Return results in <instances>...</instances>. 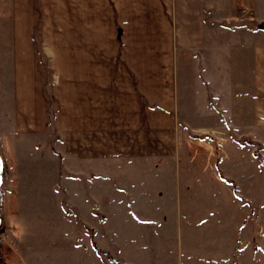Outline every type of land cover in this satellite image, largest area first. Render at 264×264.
<instances>
[{"label": "crops", "instance_id": "obj_1", "mask_svg": "<svg viewBox=\"0 0 264 264\" xmlns=\"http://www.w3.org/2000/svg\"><path fill=\"white\" fill-rule=\"evenodd\" d=\"M240 1L0 0V151L10 166L2 207L19 191L18 177L31 173L12 172L10 151L17 140L49 135L74 154L76 139L111 136L117 140L106 145L117 151L88 154L89 165L105 169L87 176L92 182L98 176L103 192L107 179H119L124 211L116 219L134 225L141 249L148 250L151 238L157 243L151 249L169 257L165 264H189L197 256L179 252V242L206 241L213 247L216 235L222 242L223 236L239 239L244 218L234 180L223 174V158L213 143L210 153L191 151L190 144L200 145L189 131L219 128L215 120L208 122L207 112L238 111L240 88L247 104L253 103L254 73L240 81L238 67L264 66V27L255 30L241 19ZM247 1L264 21V0ZM240 47L251 53L246 61H240ZM256 48L262 54L258 60ZM220 120L221 127H236L232 116ZM152 136L159 145L150 146ZM233 159L238 155L226 160ZM92 182L80 191L88 202L87 221L100 226L108 208L95 199ZM97 230L92 234L97 249L90 248L97 258L90 264H103ZM119 252L122 256L120 247ZM14 262L15 256L8 264Z\"/></svg>", "mask_w": 264, "mask_h": 264}, {"label": "rangeland", "instance_id": "obj_2", "mask_svg": "<svg viewBox=\"0 0 264 264\" xmlns=\"http://www.w3.org/2000/svg\"><path fill=\"white\" fill-rule=\"evenodd\" d=\"M240 4L243 8V15L240 17L250 24L248 26L255 30L264 27V21L257 16L247 0H241ZM255 41L258 45L262 44L261 37H255ZM250 55V51L240 47L238 55L240 61L241 59L246 61ZM255 56L256 59L262 56L257 48ZM7 58L8 55H5V59ZM261 63L263 62H256L254 66L251 63L240 64L238 67L240 81L242 79L246 81V77L254 73L253 103L247 104L245 97L242 96L246 90L240 88L239 104L236 107L238 111L223 113V115L207 112L208 122L215 120L219 128H193L189 131L200 145L199 149L198 146L190 144L191 151L210 153L213 143L214 152L221 153L223 158L221 164L225 170L222 172L234 180L233 187L239 201V217L244 218V225H240L237 240L231 241L232 238L226 240L223 236L222 242L218 240L219 235H216L213 247L208 246L206 241L183 243L180 240L182 243L179 242L181 246L179 252L182 254L193 252L197 256V259H192V263L189 262V264H212V260L215 261L214 264H230L229 254L232 249L233 264H264V91L261 90L264 83V66ZM6 67L5 65L2 67L4 73ZM221 115L232 116L236 127H221ZM179 116L181 119L183 114ZM201 119L203 120V116ZM197 120H199L198 114L194 118L196 123ZM65 136H68L67 142L70 144L71 135ZM28 137H22L21 141H16L15 146L11 148L10 157L12 172L26 169L31 173L18 177L19 191L14 194L9 206L6 203L5 207L2 205L7 176L2 177L1 174L3 167L8 173L10 166L0 151V249L5 263L8 264L15 256L17 262L14 264H90L97 258L91 253L90 248L94 246L97 249L92 236L94 229H98L95 234L98 233L96 241L103 251L96 250V252L103 260V264H158L157 258L161 253L157 249H151L157 243L150 238L151 246L148 241V246L145 245L148 250L141 249L143 244L136 236L134 225L126 221L119 224L116 219L119 216L117 213L121 214L124 211L120 202V196L123 194L118 191L117 188L120 186L116 184L119 179L116 177L115 183L107 179L105 192H103L102 187H98L102 185V180L96 176L92 182V176H87L90 171L98 174L105 169V166H98V164L89 165L86 161L88 154L95 153L98 156L106 153L111 156L109 154L117 151L116 145H106V142L111 140V136L95 135L91 139L83 136L82 140L76 139L77 142L71 146L77 150L71 152L74 154H68L64 149L65 145L60 144V140H55L58 142L55 143L53 136L46 135L45 138L31 136L30 143H26ZM152 137L153 144L150 146L159 145L158 139L155 136ZM112 139L117 140V138ZM99 141L105 143L98 146ZM67 146L70 147V145ZM76 153L82 156L77 158ZM231 153L237 154L238 159L226 160L230 158ZM60 155L64 157L63 162ZM75 157L80 161L74 160ZM73 162L78 164L73 166ZM110 163L109 159L105 161L107 166ZM14 178L17 180V177ZM226 178L223 177L224 180ZM90 182L94 183L95 190L100 191L95 192V199L106 204L108 208L106 212L105 209L103 210L108 217L100 226L86 219L88 202L86 194L80 190H85ZM54 188L57 192L53 190ZM94 211L98 214L97 216L100 215L101 210L98 207ZM108 231L109 234L106 233ZM99 233H105V236L99 237ZM129 245L133 246L135 251L130 249ZM119 247L124 258L120 256ZM211 252L215 254L214 258ZM163 254H161V262L165 264L169 257L166 256L165 259ZM171 256L170 253V260H172Z\"/></svg>", "mask_w": 264, "mask_h": 264}, {"label": "trees", "instance_id": "obj_3", "mask_svg": "<svg viewBox=\"0 0 264 264\" xmlns=\"http://www.w3.org/2000/svg\"><path fill=\"white\" fill-rule=\"evenodd\" d=\"M3 167V166H2ZM2 177H6L7 176V172L5 170V168L3 167V170H2V174H1ZM3 183V182H2ZM0 264H7L4 262L3 258H2V254H1V249H0Z\"/></svg>", "mask_w": 264, "mask_h": 264}]
</instances>
